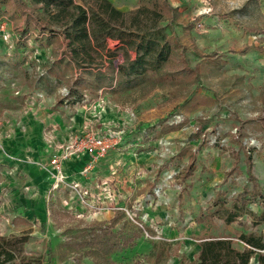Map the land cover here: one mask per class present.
I'll list each match as a JSON object with an SVG mask.
<instances>
[{
  "label": "rangeland",
  "instance_id": "obj_1",
  "mask_svg": "<svg viewBox=\"0 0 264 264\" xmlns=\"http://www.w3.org/2000/svg\"><path fill=\"white\" fill-rule=\"evenodd\" d=\"M110 1L125 12L139 6V0ZM166 1L169 9L156 28L150 19L142 28L171 48L158 71L179 69V56H185L198 69V80L183 87L124 90L115 74L110 87L75 102L47 72L64 55L44 37L64 25L65 15L51 5L40 15V26L20 36L22 18L10 2L0 3V205L13 199V188L26 193L22 167L34 147L48 143L58 122L114 140L121 134L104 156L85 163H100L107 171L90 178L88 170L48 193V225H21L18 234L28 235L23 254L31 264L46 263L48 244L50 264H182L195 260L202 237L229 235L242 248L241 232L264 234V223L252 228L246 215L229 226L210 216L217 191L229 204L237 192L251 188L245 153L264 187V0ZM107 47L117 55L90 51L88 70L103 71L109 62L117 69L135 57L117 41L108 40ZM80 71L75 66L74 72ZM45 118L51 120L47 127ZM170 124L178 126L158 134ZM189 163L194 171L183 177ZM233 164L235 173L225 176ZM97 235L119 248L94 254L91 244L80 245ZM250 264H257L255 257Z\"/></svg>",
  "mask_w": 264,
  "mask_h": 264
},
{
  "label": "trees",
  "instance_id": "obj_2",
  "mask_svg": "<svg viewBox=\"0 0 264 264\" xmlns=\"http://www.w3.org/2000/svg\"><path fill=\"white\" fill-rule=\"evenodd\" d=\"M26 6L22 0H0L1 4L10 2L14 11L22 18L24 28L20 36H29L40 26V15L54 5L66 17V22L45 40L55 42L62 49L63 58L54 61L47 72L66 88V98L71 102L81 101L86 92L96 93L102 87H110L118 75V86L124 90H134L144 87L151 89L161 85L189 86L198 80V69L191 67L185 56H179L181 67L175 71L160 73L159 67L165 63L171 52L167 43H159L156 39L144 34L145 19L151 20L152 28H156L164 13L169 9L166 0H139V6L125 12L116 8L110 0H83L87 5L75 4L73 0H30ZM0 11V16H1ZM43 28V27H41ZM119 42L121 50H131L135 53L128 65H119L115 69L109 62L103 71L93 72L84 65L91 57L90 51L106 52L114 58L117 52L107 47V41ZM100 55V54H99ZM75 66L81 68L75 73ZM186 101V100H185ZM170 112L169 114H171ZM264 122V118H263ZM178 125H163L159 135L168 133ZM234 162L238 154L232 152ZM246 179L251 188H243L237 192L229 204L223 199V192L217 191L212 201L215 207L210 216H217L225 226L246 215L251 219L254 228L264 223V187L261 186L252 171V159L248 153L244 158ZM194 171L192 163L183 171V177L190 176ZM236 171L233 164L225 176ZM226 179V178H225ZM259 206L260 212L251 208ZM102 235L92 237L82 242L81 246L91 244L95 248L94 254H106L110 250L119 248L116 243ZM243 243L242 248L233 245L229 235L205 236L198 243L199 250L193 261H182V264H250L253 257L257 264H264V234L254 230L241 232L238 237ZM28 240L27 234L0 235V264H31L30 259L23 254V246ZM131 242L132 239H129ZM101 253H97V251ZM46 263L50 264V246H47Z\"/></svg>",
  "mask_w": 264,
  "mask_h": 264
},
{
  "label": "crops",
  "instance_id": "obj_3",
  "mask_svg": "<svg viewBox=\"0 0 264 264\" xmlns=\"http://www.w3.org/2000/svg\"><path fill=\"white\" fill-rule=\"evenodd\" d=\"M49 118L43 119V126L50 123ZM71 127L64 126L63 123L58 122L56 126H53L50 130L49 139L47 142H51L48 146L39 147L38 140H35L34 143L37 147H34L30 151L27 158L26 164L22 167V171L25 182L24 188L26 195L21 193L19 187L13 188V199L6 201L0 205V235H19L21 225L23 223H39V224H49L50 217L48 216L47 210V197L55 187L52 186V179L47 173L44 166L48 164L50 158V151L59 145V142L69 136L70 134L76 133ZM52 135V136H50ZM38 139L40 135H37ZM37 142V143H36ZM39 147V148H38ZM44 147V148H43ZM41 148V149H40ZM89 157L87 155H80L78 157H73L69 160L63 162V172L67 177V180H74L79 178L80 174L87 172L90 175V178H95L94 174L99 172H104L106 170L105 166H100V163L95 164L93 167L87 168L85 163ZM107 171V170H106ZM93 185V182H92ZM95 186H97L94 183ZM59 190H62L61 187ZM10 222V223H9ZM4 223L6 225H4ZM46 225L45 235L52 233L50 228ZM48 246H51L48 244Z\"/></svg>",
  "mask_w": 264,
  "mask_h": 264
},
{
  "label": "built area",
  "instance_id": "obj_4",
  "mask_svg": "<svg viewBox=\"0 0 264 264\" xmlns=\"http://www.w3.org/2000/svg\"><path fill=\"white\" fill-rule=\"evenodd\" d=\"M121 139V134L116 139H110L108 134H95L78 132L63 138L57 147L50 151L48 164L44 166L50 178L52 186L57 188L67 183V177L63 172V162L69 158L87 155L90 163L104 156L112 146V141ZM51 142H48V146ZM91 165H87L90 168Z\"/></svg>",
  "mask_w": 264,
  "mask_h": 264
}]
</instances>
